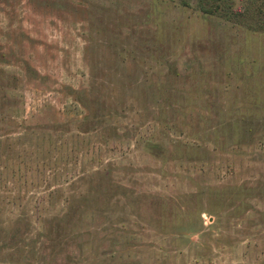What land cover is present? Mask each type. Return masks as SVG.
I'll return each instance as SVG.
<instances>
[{
  "label": "rangeland",
  "instance_id": "1",
  "mask_svg": "<svg viewBox=\"0 0 264 264\" xmlns=\"http://www.w3.org/2000/svg\"><path fill=\"white\" fill-rule=\"evenodd\" d=\"M0 264H264V0H0Z\"/></svg>",
  "mask_w": 264,
  "mask_h": 264
},
{
  "label": "trees",
  "instance_id": "2",
  "mask_svg": "<svg viewBox=\"0 0 264 264\" xmlns=\"http://www.w3.org/2000/svg\"><path fill=\"white\" fill-rule=\"evenodd\" d=\"M222 1H225V0H222ZM219 5L220 4H218L217 2H216V7H219ZM212 5H209V6H205V5H203V4H200V6H199V8L201 9V10H203V11H212Z\"/></svg>",
  "mask_w": 264,
  "mask_h": 264
}]
</instances>
